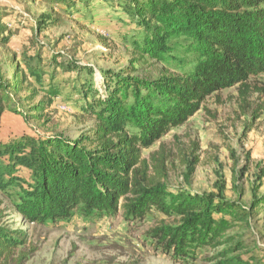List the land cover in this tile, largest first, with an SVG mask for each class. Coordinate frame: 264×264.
Listing matches in <instances>:
<instances>
[{
	"label": "trees",
	"instance_id": "trees-1",
	"mask_svg": "<svg viewBox=\"0 0 264 264\" xmlns=\"http://www.w3.org/2000/svg\"><path fill=\"white\" fill-rule=\"evenodd\" d=\"M43 1L50 11L33 21L13 20L12 10L0 9V44L31 33L16 58L21 63L8 73L0 66V120L10 112L29 124L45 120L56 104H71L93 122L74 138L32 130L0 140V190L23 219L46 224L77 213H122L138 223L158 214L162 219L148 234L175 261L194 260L201 248L222 247L210 264H264V250L235 232L250 226L264 194H254L248 206L241 196L227 197L225 182L209 193L175 190L167 182L164 149L150 160L143 155L225 89L238 87L248 108L255 94L264 97V0H113L142 29L135 52L177 68L157 78L81 65L55 51L60 40L54 47L40 42L59 22L56 11L73 13L91 2ZM96 71L103 75L102 89L94 81ZM263 109L264 102L253 111L255 120ZM26 244L23 230L0 225V264H25Z\"/></svg>",
	"mask_w": 264,
	"mask_h": 264
},
{
	"label": "rangeland",
	"instance_id": "rangeland-1",
	"mask_svg": "<svg viewBox=\"0 0 264 264\" xmlns=\"http://www.w3.org/2000/svg\"><path fill=\"white\" fill-rule=\"evenodd\" d=\"M0 9L12 10L13 20L33 21L40 13L50 11V6L43 0H0ZM72 11H56L59 22L40 36V42L54 47L60 40L55 51L97 69L128 72L139 78H157L164 71L177 72L173 65L135 52L134 44L141 39L142 29L113 0H91L88 7L80 4ZM30 35L25 30L13 37L9 45L0 44L3 72L8 73L21 63L16 58L20 57L23 46H27ZM177 54L183 56L180 52ZM94 81L102 89L104 78L100 71H96ZM38 101L40 96L35 100ZM249 102L252 105L249 108L241 104L238 87L209 97L184 126L174 128L144 150V158L150 160L152 153L164 149L167 182L172 188L209 193L217 190V183L225 182L227 197L241 196L249 206L254 194H264V109L256 120L253 113L264 97L255 94ZM79 111L71 104H56L47 112L45 120L32 119L29 124L23 117L6 112L0 120V140L32 130L36 134L56 130L68 137H77L93 122ZM48 117H51L49 121ZM161 219L157 214L132 223L122 213L96 214L90 218L77 213L68 221L28 223L9 196L0 190V225L21 229L26 234L27 244L22 250L29 258L25 264H210L216 251L222 249L201 248L196 259L175 261L148 234ZM235 232L242 233L246 241L257 243L264 250V206L252 212L249 227H238Z\"/></svg>",
	"mask_w": 264,
	"mask_h": 264
},
{
	"label": "built area",
	"instance_id": "built-area-1",
	"mask_svg": "<svg viewBox=\"0 0 264 264\" xmlns=\"http://www.w3.org/2000/svg\"><path fill=\"white\" fill-rule=\"evenodd\" d=\"M63 108H65V107H63Z\"/></svg>",
	"mask_w": 264,
	"mask_h": 264
}]
</instances>
